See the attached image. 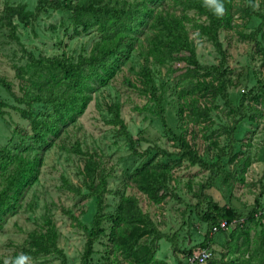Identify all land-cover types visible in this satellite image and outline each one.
<instances>
[{"label": "rangeland", "instance_id": "rangeland-1", "mask_svg": "<svg viewBox=\"0 0 264 264\" xmlns=\"http://www.w3.org/2000/svg\"><path fill=\"white\" fill-rule=\"evenodd\" d=\"M37 2L38 0H0V12L7 4L19 3H25L28 9L34 10ZM190 15H195L193 10ZM237 15L233 14L234 25L229 30L222 29L219 32V40L226 50L229 67V83L226 88L228 105L220 95H214L213 92L202 94L197 89L196 81L205 78L204 72L190 76L183 74L181 70L170 71L166 65L148 63L153 71L155 87L158 92L163 93L164 115L171 130L163 125L157 115L154 101L138 89L140 83L137 71L144 60L136 52H133L122 70L110 82L97 88L87 109L77 121L66 126L59 136H55L52 142L43 147L40 141L32 137L29 119L22 117L16 108L24 107L25 104L12 98L0 87L1 98L10 104L3 108L5 113L0 116V149L8 146L14 152L31 157L37 151L42 154L37 181L26 192L18 211L5 215L1 222L0 264H5V260H12L16 250L28 255L30 264L84 263L87 230L92 227L97 211L95 199L83 185L82 169L87 158L85 153L88 152L96 154V159L107 174L104 213L108 215L114 212L124 196L134 195L142 211L147 212L165 234L164 238L158 240L154 259L149 264H181L185 258L182 249L198 248L208 230V223L202 220L201 215L206 212L209 200L236 212V219L239 221L233 228L248 230L249 243L243 244L244 235L241 233L234 232L230 237L233 228L210 232L209 250L212 262L208 260L200 264L259 262L258 258L251 255L258 245L264 217L257 216L256 221L248 220L247 217L257 206V199L262 203L258 209L264 208V110L262 114L256 113V121L251 120L249 114L254 110L247 104L249 97L243 100L242 117L235 116L229 108L238 105L244 92L256 85L261 87L258 79L264 83V59L257 52L254 40L243 38L238 32H250L260 24V19H252L248 25L243 26ZM64 22L70 23L63 13H42L27 29H18L22 44L10 36L7 27L0 28V76L12 82L17 96L24 93L22 87L25 80L17 74L18 65L25 62L24 48L36 46L41 49V53L49 55L67 47L68 52L77 55L83 49L87 52L99 37L95 27L87 32L80 29L81 32L78 33L71 26V30L65 32ZM190 31L197 44L200 62L203 65H217L221 58L213 43L199 36L195 29ZM34 51L37 52V49ZM176 66L181 68L183 64ZM190 90L193 96H202L200 107H209V115L197 111L199 114L195 117L197 120H194L189 109L184 108V118L180 121L176 118L178 102L183 103V99L189 100L190 97L180 99L178 95ZM114 102L121 104V115L128 134L135 139V153L128 137L109 122L111 115L108 105ZM34 108L50 111L45 105L37 104ZM224 124H234L231 134L222 128ZM205 126H208V133H212L213 137L222 131L219 134L221 144H225L228 138L231 139V150L230 146L222 151L210 144V138L205 136ZM174 133H183L208 165L192 164L187 159H181L176 153L180 146ZM77 141L84 153L73 149ZM238 151H241L239 156L229 160V156ZM3 159L5 162H0V191L16 166L13 162H8V166L4 165L8 158ZM246 159L248 162L244 165ZM148 160L150 165L166 166L171 171L168 194L162 203L150 202L137 190L133 181L135 167ZM79 186H84L83 194L77 193L76 187ZM45 215H49L57 226V246L63 256L58 252L32 254L23 251L28 248L29 233L41 229ZM109 225L107 220L102 222L107 232ZM141 242L149 243L150 239L145 238ZM111 248L108 237L104 234L95 242V253L90 263L131 264L120 251Z\"/></svg>", "mask_w": 264, "mask_h": 264}, {"label": "trees", "instance_id": "trees-1", "mask_svg": "<svg viewBox=\"0 0 264 264\" xmlns=\"http://www.w3.org/2000/svg\"><path fill=\"white\" fill-rule=\"evenodd\" d=\"M222 2L225 7L223 17L215 16L204 6V0H38L34 10L28 9L25 3L7 4L0 12V28L7 27L10 36L21 44L22 36L18 29L20 27L27 29L39 19L42 13L51 11L66 15V20L70 23L64 22L65 32L70 31L71 26L78 33L81 32L80 29L87 32L95 27L99 37L87 52L83 49L77 55L68 52L67 47L49 55L41 53V49L36 46L24 48L25 62L17 68V74L25 80L22 87L23 95L17 96L12 82L3 76H0V87L12 98L25 104L24 107H15L22 117L29 119L32 137L40 141L43 147L52 142L55 136H59L66 126L77 121L87 109L97 88L110 82L122 70L124 63L133 52H136L144 60L137 71L140 83L138 89L154 101L157 115L163 125L171 130L164 115L163 93L158 92L155 87L149 62L166 65L170 71L181 70L183 74L190 76L204 72L205 78L196 81L197 89L202 94L213 92L214 95H220L224 103L228 105L226 88L229 83L227 75L229 67L226 62V50L219 40V32L222 29L229 30L234 25V13L238 14L239 19L241 18L243 26L248 25L252 19H260V24L250 32H238L241 37L254 40L257 52L264 59V0H238V3L236 0H222ZM191 10L195 15H190ZM192 28L199 36L206 38L216 47L221 58L217 65H203L200 62L197 44L190 34ZM34 49H37V52ZM181 63L183 64L181 68L176 66ZM257 82L261 87L256 85L244 92L238 105L229 108L235 116L244 115L241 113V108L245 97L250 98L247 104L255 112L249 114L251 120H257L256 113H263L264 83L259 79ZM178 97L180 99L190 97L189 100L183 99V103L178 102L176 112L178 120H183L184 108L189 109V114L194 120H197L195 117L199 112L209 115V107H200L202 96H193L190 90L188 93H179ZM37 104L49 107L50 111L34 108ZM9 105V102L0 96V116L5 113L3 108ZM108 110L111 115L109 122L128 137L132 151L135 153L136 149L133 146L135 139L128 134L126 123L121 115V104L114 102L108 105ZM205 128L207 131L205 136L210 138V144L222 151L230 146L229 138L225 144H221L219 134L222 131L213 137L212 133H208V126ZM222 128L231 134L234 124H224ZM174 136L180 146L176 153L181 159H187L192 164L208 165L183 133H174ZM73 149L84 153L79 141L73 145ZM13 152L8 146L0 149V162L4 163L3 158L7 157L8 161L4 165L8 166V162L16 165L0 191V228L5 215L18 211L26 192L38 179L42 162L41 151H37L32 157ZM240 152L231 154L229 160L237 158ZM85 154L87 158L82 169L83 185L89 195L95 199L97 211L92 220V227L87 230L88 238L82 264H91L90 259L95 253V242L104 234L108 237L111 249L120 251L128 262L149 264L154 259L158 240L164 238L165 234L156 226L150 215L142 211L134 195L124 196L117 204L116 210L106 215L103 208L107 174L103 171L100 161L96 159L95 153ZM220 157H222L221 154ZM247 162L246 159L244 165ZM170 173L169 167L153 166L148 160L135 167L133 181L138 191H141L150 202L158 204L162 203L168 194ZM83 187H76L77 193L83 194ZM208 202L206 212L201 215L202 220L208 223V230L203 242L198 245L199 249L209 248L211 227L219 220L231 221L238 218L232 208L219 206L212 200ZM256 204L257 206L249 213L248 220L256 221V214L262 203L257 199ZM261 217H264V214ZM106 220L110 223L108 232L102 226V222ZM43 223L41 229H35L29 233L28 248L23 251L32 254L58 252L63 256V252L57 246L58 229L55 222L49 215H45ZM234 232L243 234V244L248 245V230L233 228L230 237ZM145 238H149L150 242H141ZM196 249L192 247L181 251L187 255L195 252ZM20 254V251H14L12 259ZM252 256L259 259L256 264H264V227ZM104 258L107 259V256ZM210 259L209 262H212ZM98 264H105V262Z\"/></svg>", "mask_w": 264, "mask_h": 264}, {"label": "built area", "instance_id": "built-area-1", "mask_svg": "<svg viewBox=\"0 0 264 264\" xmlns=\"http://www.w3.org/2000/svg\"><path fill=\"white\" fill-rule=\"evenodd\" d=\"M262 214H264V208H261L256 215L261 216ZM238 221L239 220L237 219H232L231 221L221 219L211 227V233L222 230H231L235 225L238 224ZM210 257L211 252L209 248H200L191 254L185 255L184 261L181 264H200L208 261Z\"/></svg>", "mask_w": 264, "mask_h": 264}, {"label": "clouds", "instance_id": "clouds-1", "mask_svg": "<svg viewBox=\"0 0 264 264\" xmlns=\"http://www.w3.org/2000/svg\"><path fill=\"white\" fill-rule=\"evenodd\" d=\"M204 6L212 11L217 17H223L225 13V7L222 0H204ZM5 264H30V257L26 254H20L10 261L5 260Z\"/></svg>", "mask_w": 264, "mask_h": 264}]
</instances>
